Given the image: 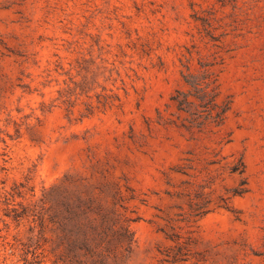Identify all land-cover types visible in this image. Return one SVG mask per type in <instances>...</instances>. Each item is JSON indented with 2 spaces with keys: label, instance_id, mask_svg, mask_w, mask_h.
<instances>
[{
  "label": "rangeland",
  "instance_id": "rangeland-1",
  "mask_svg": "<svg viewBox=\"0 0 264 264\" xmlns=\"http://www.w3.org/2000/svg\"><path fill=\"white\" fill-rule=\"evenodd\" d=\"M186 240L264 264V0H0V264Z\"/></svg>",
  "mask_w": 264,
  "mask_h": 264
},
{
  "label": "trees",
  "instance_id": "trees-1",
  "mask_svg": "<svg viewBox=\"0 0 264 264\" xmlns=\"http://www.w3.org/2000/svg\"><path fill=\"white\" fill-rule=\"evenodd\" d=\"M209 87L210 84L208 83L207 86H205V89ZM217 94L218 93H215V88H213L211 91H205V96L209 97L210 99L208 103L212 102L215 107H218L217 103L215 102ZM178 102L180 108H183L182 107L183 104L188 101L184 99V100H179ZM220 108L221 110L217 111V114L215 116L217 120H222L223 114L226 112V107L220 106ZM188 252H189V242L186 240L183 241V243H178L176 246V250L173 251L172 253L167 254V260L170 261L172 264H185L183 262H186L188 260L187 257V254H189Z\"/></svg>",
  "mask_w": 264,
  "mask_h": 264
}]
</instances>
